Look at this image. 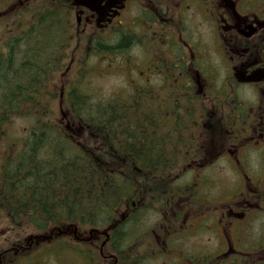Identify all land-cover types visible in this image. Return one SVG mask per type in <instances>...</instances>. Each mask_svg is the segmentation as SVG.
I'll return each mask as SVG.
<instances>
[{
  "label": "flooded vegetation",
  "instance_id": "1",
  "mask_svg": "<svg viewBox=\"0 0 264 264\" xmlns=\"http://www.w3.org/2000/svg\"><path fill=\"white\" fill-rule=\"evenodd\" d=\"M52 4L65 5L67 37L115 49L103 54L109 72L136 88L145 116L171 124L154 135L199 134L170 175L179 189L159 192L178 200L155 213L157 258L264 264V0H0V51L34 6Z\"/></svg>",
  "mask_w": 264,
  "mask_h": 264
},
{
  "label": "trees",
  "instance_id": "2",
  "mask_svg": "<svg viewBox=\"0 0 264 264\" xmlns=\"http://www.w3.org/2000/svg\"><path fill=\"white\" fill-rule=\"evenodd\" d=\"M64 8L34 7L30 27L0 51V264H154L163 257L150 215L175 206L159 192L179 189L170 175L184 173L186 145L193 154L201 139L154 135L171 124L145 116L135 87L110 97L86 89L87 60L115 49L81 32L80 69L52 90L73 41ZM16 116L32 121L20 139L7 135Z\"/></svg>",
  "mask_w": 264,
  "mask_h": 264
},
{
  "label": "rangeland",
  "instance_id": "3",
  "mask_svg": "<svg viewBox=\"0 0 264 264\" xmlns=\"http://www.w3.org/2000/svg\"><path fill=\"white\" fill-rule=\"evenodd\" d=\"M74 43H78L77 39L74 42H72L73 45L71 44L72 50H74V53H76ZM82 49L79 48L78 53L82 51ZM102 55L98 57L92 56L87 60V62L89 64H93L95 62L101 63L103 61ZM74 57L76 58L75 55ZM79 58H81L80 55H79ZM105 64L106 63H104L103 65H99L100 68L94 67L93 73L91 71L92 74L84 78L85 88L93 92L94 95H96V97L114 96V94L123 92L126 89L123 83L121 82V80L123 79L122 74L119 71H115V70L112 72H109ZM63 69L65 70L64 72L59 73L58 75L54 77L55 79L52 82V90H56L57 89L56 87L63 85L64 81L66 80V76H69V74L73 73L75 76L76 72L78 71V69H80V67L78 68V66H76L75 70L71 69L69 67V62H67V64L65 65V67H63ZM31 124H32V121L30 119H24V118H20L16 116L12 119L11 125H9L8 127L6 126L7 135L10 138L20 139L25 135V133L27 132ZM154 219H155V216L150 215L149 222H151L152 224ZM3 228L4 227H0V229H3ZM153 228L154 227H152V229ZM0 232L2 231L0 230ZM162 263H163L162 261H157L154 264H162Z\"/></svg>",
  "mask_w": 264,
  "mask_h": 264
}]
</instances>
